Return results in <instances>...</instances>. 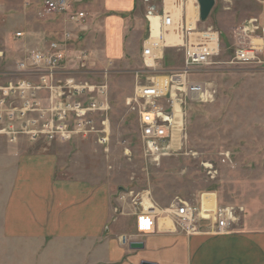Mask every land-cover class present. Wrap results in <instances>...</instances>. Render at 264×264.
Segmentation results:
<instances>
[{
  "label": "rangeland",
  "instance_id": "obj_1",
  "mask_svg": "<svg viewBox=\"0 0 264 264\" xmlns=\"http://www.w3.org/2000/svg\"><path fill=\"white\" fill-rule=\"evenodd\" d=\"M45 1L0 0V52L4 54L0 71L12 67L25 51L38 47L41 41L56 38L65 44L67 51H87L98 69L111 62L114 71L108 75L111 103L106 130L108 140L102 146L91 136L65 137L50 144L36 143L34 149L27 150L35 152L41 147L57 153L58 166H61L58 177L62 174L66 178L85 177L94 181L133 180L136 190L149 191L152 201L161 208H168L177 200L192 205L199 195L214 194L218 206L235 211L234 231L245 230L246 226L252 230L264 229V72L253 66L232 63L234 30L252 19L264 27V1L214 0L204 22L198 18L195 0H178L179 10L165 9L173 15L175 23L162 34V39L165 34L177 38L184 33L176 26L181 19L183 27L188 29L189 24L193 25L192 33L208 30L216 33L218 53L208 66L190 77L204 85L207 98L200 103H186L182 150L157 161L146 159L142 154L138 121L130 110V102L139 83L149 84L150 78L170 77L183 69L182 47H166L163 43L162 58L155 66L145 67L141 58L143 44L149 35L156 37L159 33L154 21L149 24L144 19L146 6L144 0H139L133 13L123 18L119 15L123 19V55L115 60L108 57L106 51H95L100 47V24L96 18L103 17L98 11L101 0H80L78 10L86 15L82 32L60 15H44ZM148 1L162 10L163 0ZM112 14L117 15L105 13ZM56 23L61 29L50 30ZM156 23L159 29V22ZM61 30L71 32L70 43L57 34ZM17 32L23 34L20 40L13 38ZM31 144L26 139L10 144L0 138V229L15 173L16 147L23 152ZM118 194L114 188L113 202ZM61 246L58 245L56 257L52 250L45 251L38 259L32 249L26 248L24 264H69L63 259L65 256H60L65 252ZM14 254L15 258L11 255L6 264H19L17 251Z\"/></svg>",
  "mask_w": 264,
  "mask_h": 264
},
{
  "label": "built area",
  "instance_id": "obj_2",
  "mask_svg": "<svg viewBox=\"0 0 264 264\" xmlns=\"http://www.w3.org/2000/svg\"><path fill=\"white\" fill-rule=\"evenodd\" d=\"M80 2L46 0L42 13L60 15L82 32L86 15L78 10ZM144 3L147 22L151 24L153 18L159 22V35H149L141 51L145 67L150 68L162 58V34L175 21L164 4L160 10L148 0ZM257 23L252 19L234 30L232 63L264 72V27ZM176 26L180 33L184 31L180 34L183 69L170 77L150 78L149 84L139 83L130 102V110L138 121L141 151L149 160L174 156L182 150L186 103H200L207 98L204 85L190 77L208 66L218 53L216 33L210 30L192 33L183 27L181 19ZM60 36L69 43L72 41L70 31L63 30ZM22 37L21 32L13 36L15 40ZM67 50L57 38L43 40L38 47L25 51L12 67L0 71V138L7 143L26 139L33 144H50L65 137L91 136L98 144L106 145L111 110L108 75L114 71L112 64L107 62L104 68L98 69L87 51ZM3 56L0 52V65ZM144 195L131 200L139 209L136 217L139 233L153 232L161 217L169 218L176 230L186 234L195 233L200 221H210L214 233H227L236 221L235 211L230 207L217 206L210 210L200 204L177 200L170 207L161 208L149 195L146 200L150 203L144 205Z\"/></svg>",
  "mask_w": 264,
  "mask_h": 264
},
{
  "label": "crops",
  "instance_id": "obj_3",
  "mask_svg": "<svg viewBox=\"0 0 264 264\" xmlns=\"http://www.w3.org/2000/svg\"><path fill=\"white\" fill-rule=\"evenodd\" d=\"M101 1L98 11L103 17L95 14L100 24V47L95 51H106L108 57L118 60L123 55L122 18L133 13L140 2ZM153 23L158 31L157 23ZM59 28L56 23L50 30ZM31 145L23 152L16 147L13 183L1 215L0 264L9 263L16 251L19 264H24L26 248L32 249L37 259L52 250L56 257L61 244L65 252L60 256L69 264H264V229L246 226L234 231L232 227L217 234L210 221H200L195 233L186 234L176 230L169 218L161 217L153 232L139 233V209L131 200L143 193L144 205H149V191L138 192L130 179L58 177L61 166L57 153L41 147L30 152L28 148L36 147ZM114 188L119 193L116 202L111 197ZM199 204L210 210L218 206L214 194L206 193L192 205ZM132 243L142 247L131 248Z\"/></svg>",
  "mask_w": 264,
  "mask_h": 264
},
{
  "label": "bare ground",
  "instance_id": "obj_4",
  "mask_svg": "<svg viewBox=\"0 0 264 264\" xmlns=\"http://www.w3.org/2000/svg\"><path fill=\"white\" fill-rule=\"evenodd\" d=\"M180 1V0H179ZM178 0H163V4L165 6L166 9H171V8H175L176 10L180 9V3ZM156 22V19H151V23L152 22ZM188 27V26H187ZM189 30H193L194 27H188ZM163 37H165V40H163L164 45H166V47H176L178 45H180L181 41H180V36L178 35L177 38L172 36V35H168L165 34Z\"/></svg>",
  "mask_w": 264,
  "mask_h": 264
},
{
  "label": "water",
  "instance_id": "obj_5",
  "mask_svg": "<svg viewBox=\"0 0 264 264\" xmlns=\"http://www.w3.org/2000/svg\"><path fill=\"white\" fill-rule=\"evenodd\" d=\"M197 4V9H198V18L201 22H204L210 11L212 10L215 1L214 0H195ZM131 248H141L142 245L140 243H132L130 245ZM145 264V263H144Z\"/></svg>",
  "mask_w": 264,
  "mask_h": 264
}]
</instances>
